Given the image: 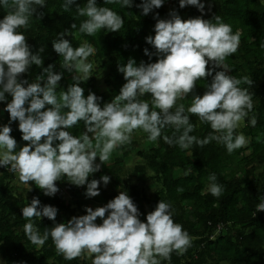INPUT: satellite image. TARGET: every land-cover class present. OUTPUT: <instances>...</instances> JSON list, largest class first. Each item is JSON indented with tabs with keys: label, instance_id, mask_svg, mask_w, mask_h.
<instances>
[{
	"label": "clouds",
	"instance_id": "obj_1",
	"mask_svg": "<svg viewBox=\"0 0 264 264\" xmlns=\"http://www.w3.org/2000/svg\"><path fill=\"white\" fill-rule=\"evenodd\" d=\"M113 2L116 0H105L106 4ZM118 2L131 8L134 0ZM9 3L10 0H0V6L7 7ZM164 3L165 0H142L136 7L147 15ZM45 4L46 0H11V10L0 19V102L7 101L5 110L10 116L8 124L0 125V166L18 173L21 182L32 181L45 195L53 196L59 191L55 182L66 178L76 186L86 185L87 198L95 197L100 194L101 183L107 186L111 177H89L110 160L117 147L130 143L137 129L157 141L163 130L171 127L173 132L163 135L164 141L185 150L216 141L232 153L249 142L236 130L254 107L249 90L253 80L229 74L226 64L227 57L239 47L240 33H233L232 26L220 16L203 18L204 0H179L181 8L195 6L201 16L185 20L174 9L167 18L154 14L155 35L145 40L155 48V53L147 48L144 53L149 59L156 55L157 60L137 64L134 58H129L119 64L118 71L126 82L103 106L102 97L91 91L85 96V89L80 86V82L92 76L94 65L88 58L95 54L96 48L87 41L73 47L65 38L71 34L68 29L58 33L52 42L54 51L63 57L61 67L78 73L72 76L73 83L67 90L57 91L64 72L54 71L53 64L43 67L32 82L22 78L33 64L42 66L39 52L43 48L33 53L25 34L18 29L26 28L36 6ZM74 4L76 0H63L65 10ZM76 6L78 14L87 17L79 26L81 33L92 36L101 29L116 32L124 25L120 14L99 6L97 0H86L83 7ZM209 64L212 67H207ZM215 68L221 70L213 75ZM209 76L212 79L205 83L203 95L196 94L197 81H205ZM190 93L189 107L177 104ZM146 94H151V106L141 99ZM189 113L198 116L201 123L209 124L213 132L204 138L192 135L196 125ZM14 121H18L22 140L28 142L19 150L17 140L10 135ZM80 121L86 130L79 136L73 135L70 129ZM250 123L256 125L255 116ZM97 157L100 163L96 162ZM190 172L188 169L185 175ZM217 179L215 173L208 177L209 191L219 197L224 189ZM259 200L256 211H264V196H259ZM21 211L27 220L24 231L28 239L43 246L51 237L58 252L69 260L87 251L95 254L92 264H163L165 260L170 264L173 251L183 254L192 243L183 225L174 222L170 202L160 199L146 219L141 220V213L126 190L104 206L95 209L85 206L86 214L73 216L67 222L56 223L58 209L42 204L38 197H33ZM43 217L52 220L53 226L41 233L33 218ZM98 217L102 223L96 222Z\"/></svg>",
	"mask_w": 264,
	"mask_h": 264
},
{
	"label": "trees",
	"instance_id": "obj_2",
	"mask_svg": "<svg viewBox=\"0 0 264 264\" xmlns=\"http://www.w3.org/2000/svg\"><path fill=\"white\" fill-rule=\"evenodd\" d=\"M141 2L142 0H134L133 6L126 8L122 7L118 0L107 4L105 0H97L99 6L109 7L120 14L124 25L119 31L101 29L92 36L79 31L80 24L87 17L78 14L76 4L83 7L86 0H76V4L68 10L63 8V0H46L45 6H36V12L30 18L29 25L26 28L21 27L18 31L25 34L33 53L43 48V51L39 52L43 64H33L27 73L22 74V78L32 82L41 74L43 67L53 64L54 71L64 72L57 91L67 90L72 84L67 78L69 72L61 67L63 57L54 51L52 42L58 38V33L68 29L71 34L65 38L72 42L73 47L87 41L96 48L95 54L88 59L104 66L103 83L113 99L126 82L123 74L118 71L119 64L126 63L129 58H134L137 64L141 61L155 62L158 58L152 55L149 59L144 53L145 48L150 53H155V48L145 40V37L155 35V13H159L160 18H167L170 10L174 9L185 20L202 15L195 6L181 8L179 0H165L160 8L143 15L141 9L136 7ZM204 3L203 18L220 16L223 22L232 26L233 33H240L239 47L227 57L226 64L230 70L229 74L237 78L248 76L253 80L249 90L253 94L254 107L243 120L245 125L242 131L236 130L237 133H243L249 142L232 153H228L226 147L216 141L203 147L193 145L185 150L164 141L163 135L172 134L171 127L165 128L157 141L148 139V133L139 129L149 141L150 148L146 155L137 152V156L143 158L144 162L135 166L130 176L135 179L143 176L146 182L152 183L156 188L153 195L149 197L143 188L122 183V159L127 155L125 152L121 158L116 157L113 161L102 164L100 171L96 172V179L102 175L111 177L107 186L101 183L100 194L92 198H87L84 194V198L92 204L105 205L114 198L110 188L119 187L120 191L126 190L133 199L141 213V220L146 219V215L154 210L160 199L170 202L173 205L174 222L182 224L192 238L191 246L183 254L173 251L170 264H264V211H256V205L260 202L259 196H264V0H204ZM10 10L11 0L9 6H0V19ZM40 13L43 15L40 16ZM72 24H75L76 28H71ZM220 70L215 68L213 75L215 71ZM211 79L209 76L205 81H197L196 94L203 95L204 85ZM84 84L89 85L90 79L84 81ZM242 87L248 85L242 84ZM141 99L149 101L151 106V94H146ZM104 100L102 97L100 103ZM191 102L190 93L184 99H179L177 104L183 103L187 108ZM6 103L7 101L0 102V111L3 112L0 125L8 124L10 120L9 113L5 110ZM189 115L191 122L196 125L192 135L204 138L213 132L209 124L200 122L198 116L190 113ZM253 116L257 120L255 126L250 123ZM11 127L13 130L10 135L17 140L19 150L28 142L22 140L18 121L12 122ZM85 130L83 121L70 129L76 136ZM124 147H117L112 154H117ZM257 163L262 166L258 174L254 166ZM236 167L240 169H235ZM188 169H191V172L185 175ZM212 173L216 174L217 182L224 189L219 197L213 196L209 191L208 177ZM9 177L15 176H9L2 168L0 264H92L95 254H91L90 261L86 260L83 253L74 259H65L56 249L51 237L43 246H39L33 244L24 231L27 220L22 216L21 209L30 203L33 197H38L42 204L58 209L56 223L67 222L73 216L86 214L80 208L82 203L78 186L67 180L65 187L70 193L71 202L66 200L59 184V191L53 196H48L32 182L29 197L23 198L19 192L16 196L13 194ZM79 187L86 191V185ZM179 188L183 191H178ZM33 219L41 233L53 226V221L47 217L41 220ZM218 227L222 228L220 232H216ZM163 264H169V261L165 260Z\"/></svg>",
	"mask_w": 264,
	"mask_h": 264
},
{
	"label": "rangeland",
	"instance_id": "obj_3",
	"mask_svg": "<svg viewBox=\"0 0 264 264\" xmlns=\"http://www.w3.org/2000/svg\"><path fill=\"white\" fill-rule=\"evenodd\" d=\"M93 63L94 67H93V71H92V76L89 78L90 79V84L86 85L84 84V81L80 82V86L83 87L85 89L84 94H88L89 91L95 93L98 96H102L105 100L103 101V103L101 104V106H103L104 103L106 102H110L112 100L108 89L106 88V86L103 83V73L105 71L104 66H102L101 64H97L94 61H90ZM78 73L74 70L72 72H69V74L67 75V78L70 82L73 83L72 80V76L73 75H77ZM3 112L0 111V122L2 120V116ZM244 121L242 120L240 122V126L237 128L239 132L242 131V129L244 128ZM123 146L124 149L120 152H118L117 154H111V158L109 160L113 161L114 158L122 157V154L126 152V156L122 159V167H123V176H122V183H126L128 185H136L140 188H143L145 193L151 197L153 195V193L155 192V189L152 183L150 182H146L143 176H139V178L135 179L132 178L130 176V172L134 169L135 166L140 165L144 162V159L137 156V152H140L141 154L146 155L149 151L150 148V143L149 141L146 140V137L144 136V133H142L139 129L135 130L132 133V139L130 143L124 144ZM96 162L100 163L99 158H96ZM257 168L256 174L260 173L262 170V166L259 165L258 163L254 165ZM102 168V166H101ZM100 168V169H101ZM235 169H240L239 167H236ZM100 171V170H99ZM2 173V166H0V175ZM10 176V175H9ZM89 179H96V172L92 174V176L89 177ZM29 184H24L23 182H21L19 180V176H15V177H9V184L13 190V194L16 196L17 192H19L23 198H27L29 197V185L32 187V181L28 182ZM56 184H59L61 186V192L63 193V195H65V198L67 201L71 202L72 199L70 196V193L68 192L66 186L67 183V179L63 178L61 180H58L55 182ZM30 187V189H31ZM79 189V196H80V202L82 203V205L80 206L82 212H85V206L88 207H92L93 209H95L96 207L99 206H104V205H100V204H92L90 202H87V200L84 198V194H85V190L82 189L81 187L78 186ZM110 191L112 192V194L115 196H117L120 192L119 187H112L110 188ZM107 215V213L105 214ZM98 224L102 223L101 218H97L96 221ZM84 257L86 258V260H91V254H89L87 251H85L84 253Z\"/></svg>",
	"mask_w": 264,
	"mask_h": 264
},
{
	"label": "built area",
	"instance_id": "obj_4",
	"mask_svg": "<svg viewBox=\"0 0 264 264\" xmlns=\"http://www.w3.org/2000/svg\"><path fill=\"white\" fill-rule=\"evenodd\" d=\"M2 168H3V170L5 172L8 173V175H10V176H18V173L11 171L10 170V167H6V168L5 167H2ZM221 230H222V228L221 227H218L217 230H216V232H220Z\"/></svg>",
	"mask_w": 264,
	"mask_h": 264
}]
</instances>
